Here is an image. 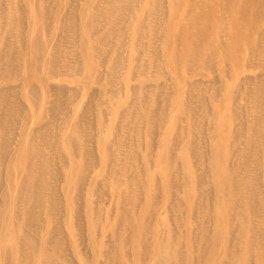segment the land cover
<instances>
[{"label":"bare ground","instance_id":"obj_1","mask_svg":"<svg viewBox=\"0 0 264 264\" xmlns=\"http://www.w3.org/2000/svg\"><path fill=\"white\" fill-rule=\"evenodd\" d=\"M78 4L0 0V264H264V0Z\"/></svg>","mask_w":264,"mask_h":264},{"label":"rangeland","instance_id":"obj_2","mask_svg":"<svg viewBox=\"0 0 264 264\" xmlns=\"http://www.w3.org/2000/svg\"><path fill=\"white\" fill-rule=\"evenodd\" d=\"M11 1H13V0H11ZM3 2H10V0H3ZM22 2H24V0H22ZM79 4H82V0H79ZM78 4V5H79ZM6 9H12L13 10V7H11V5L10 4H7L6 6ZM14 10H16L15 8H14ZM59 11H61V8H59ZM19 16H18V14H15L14 15V17L13 18H15V19H17ZM16 38H19V35L18 36H15ZM9 40H10V38H9ZM216 62H217V64L220 66V65H222V63L223 62H221L220 60H218V58H216V60H215ZM180 64V63H179ZM170 69L171 68H167V72H168V74L170 75V73H172V74H175V73H173L174 71H171L170 72ZM242 74H246V75H254V73H253V71L251 70V69H248V68H244L242 71ZM182 74H184V73H182ZM187 77V76H186ZM92 81V80H91ZM55 83H56V85L57 84H65L67 87H69L71 84H69L67 81H63V80H60V79H55ZM91 86L95 89V90H97L98 88H97V85L94 83V81H92L91 82ZM213 106H215V104H213ZM216 107V106H215ZM231 125H233V123L231 122L230 123ZM229 127H230V125H229ZM105 207H106V211L108 212L107 213V215H115L116 213H117V211H118V206L117 205H115V204H113V203H111V201H105V205H104Z\"/></svg>","mask_w":264,"mask_h":264}]
</instances>
